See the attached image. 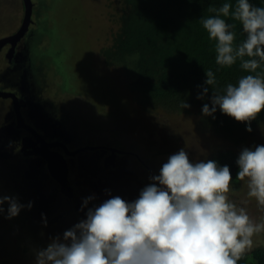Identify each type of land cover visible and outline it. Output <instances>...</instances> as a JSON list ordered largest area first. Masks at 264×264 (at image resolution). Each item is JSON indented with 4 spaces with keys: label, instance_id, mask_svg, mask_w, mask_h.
<instances>
[{
    "label": "clouds",
    "instance_id": "9594fccd",
    "mask_svg": "<svg viewBox=\"0 0 264 264\" xmlns=\"http://www.w3.org/2000/svg\"><path fill=\"white\" fill-rule=\"evenodd\" d=\"M209 10L216 15L202 18V25L210 39L217 42L216 63L231 67L239 59L243 70L256 73L264 62V7L255 6L250 0H237L234 10L230 3ZM221 15L242 25L246 37L238 46L232 30L235 24L227 23ZM17 42L15 45L8 42L13 47L11 55ZM18 56L21 54H16L15 58ZM23 56L27 55L24 53ZM206 77L205 84L211 86L213 95L211 107L204 104L203 114L214 116L219 108L223 114L248 124L247 131L251 132V122L264 112V75H245L235 85L229 83L222 93L216 89L214 72L206 70ZM208 90V87L203 88L205 95ZM11 97L17 101L14 94ZM198 98L203 99L204 96ZM180 106L183 109L191 107L185 101ZM9 126L11 136L15 127L8 125L4 128ZM36 137L39 147L53 145L50 149L56 151L53 149L55 144L43 138L42 134H35ZM105 146L100 145L99 149L108 151V155L102 162L94 163L95 178L91 177L84 200L86 206L93 197L92 202L100 205L88 209L87 218L65 231L62 239L57 237L47 248L40 250L36 264H238L253 250L254 237L264 232V221L256 222L245 207L229 199L233 181L229 166L220 167L212 160L191 162L187 153L193 154L196 147L186 153L183 149L179 151L176 145H168L169 151L177 153L171 155L166 163L153 166L134 150L121 152L119 147L112 145L107 149ZM111 153L123 155L125 159L134 155L141 161V168L151 173L152 184L141 191L139 198L134 189L144 183V179L138 181V177L135 178L133 185L127 179H120L115 185L104 184L114 179V176L109 178L115 166V157ZM33 155L32 161L37 160L40 154ZM97 159L93 158L94 161ZM124 164L119 162L117 167ZM237 164L236 179L246 181L248 197L264 207V145L244 148ZM48 174L54 181L49 171ZM69 177L68 169L66 181L55 179L59 184L50 180L45 182L52 192H49L51 200L47 201L52 204L47 206L50 214L56 210V202L66 198L65 190H73V180ZM62 186L64 192L54 193ZM109 194L115 197L106 200ZM96 195H99L97 200ZM6 201L10 205L9 218L17 216L23 206L8 196L0 197V212H3L2 205ZM40 210L41 213L45 211V205L41 204Z\"/></svg>",
    "mask_w": 264,
    "mask_h": 264
},
{
    "label": "rangeland",
    "instance_id": "374dc122",
    "mask_svg": "<svg viewBox=\"0 0 264 264\" xmlns=\"http://www.w3.org/2000/svg\"><path fill=\"white\" fill-rule=\"evenodd\" d=\"M122 6L121 0H62L60 7L52 13L56 21L60 22L58 29L54 28L57 34L54 39L47 35L52 34L51 19L40 20V26L43 28L41 31L44 35L32 44L33 54L30 52L29 54L40 57L37 63L43 61L42 56L50 55L47 57L50 62L47 71L40 73L41 76L44 75L40 82L47 91H39L35 87L34 92L31 93L33 99H30L27 116L33 115V118L39 119L36 121H41L44 125L43 119L38 117V107L41 109L40 99L50 101L53 112L56 111L64 122L67 120L66 123L72 124L74 126L72 129L76 131L75 134L78 133L77 136L71 137L73 146L84 148H81L82 151H76L81 157L77 158L71 176L73 190L71 192L65 190L64 195L67 201L64 200V204L60 207L56 206L52 214L47 208L52 204L47 202L46 210L42 213L39 206L41 202L51 200L49 192H52L49 184L45 183L46 180H41L39 184L30 181L32 187L29 182L27 185L21 182L15 185L11 181L12 176L19 175L26 184L27 180L22 174H24V169H28L32 159L28 165L18 164L16 157H11L6 151L0 152V156L4 155L0 157L4 158L0 160V197H12L23 206L17 216L9 218V203L6 201L2 205L4 210L0 212V264L3 262L36 264L37 253L40 250L47 248L57 237L62 239L65 231L85 220L84 216L87 214L84 209L82 210V204L86 199L91 177H94V163L102 162L108 155V151L96 146L106 144L105 148L109 149L112 145L118 144L121 152L124 149L137 152L139 149L144 161H149L153 166H158L162 162L166 163L171 155L177 153L169 151L168 145L178 147L183 144L191 145L196 147L193 154L197 156L207 155L214 147L230 146L222 136L216 134L215 130L200 126L191 127L189 118L192 116L190 114H177L163 104L136 103L129 98L128 92L125 91L131 87L130 73L127 72V68L117 64L116 66L112 64L111 68V64L101 52L103 47L111 45L113 33L120 28L119 19ZM22 9L21 0H0V40L9 37L8 34L18 26L21 28L24 22ZM46 11V7L41 8L39 18L44 16ZM21 19H23L22 24ZM8 44L5 42L0 50L9 49L11 51L13 47ZM63 48L65 51L61 56L60 53L55 54ZM58 69L59 72H65L69 78L66 86L69 92H57L60 83V78H56ZM5 73L6 65H0V76L3 80L6 76H10L9 73ZM100 80H102L101 83ZM20 88L22 92L28 91V85L22 84ZM14 94L17 96L16 93ZM112 94L115 97H111ZM8 97L10 96L0 92V129L8 125L21 126L23 124L20 118L23 121L26 120L25 115L18 110V98L14 102L12 97L7 99ZM167 126L180 130L181 135L175 139V142L168 140L165 129ZM258 145H264V128L262 127L256 128L255 134L250 136L246 142L237 144L236 147L241 153L244 148L254 149ZM25 148L32 147L24 144L23 150ZM187 154L188 157L194 158L189 157L191 162H197L193 154ZM111 156L115 157V166L109 178L114 176V179L107 180L104 184L115 185L118 180L127 179L133 185L135 178L138 177V181L143 178L145 184L141 183L136 187L137 189L132 187L139 198L141 191L152 184L151 173L141 168V161L134 155L129 156V159L112 153ZM96 157L98 159L94 161L93 158ZM119 162L125 163V166L118 168ZM39 171L40 173L45 171V167L40 168ZM129 176L130 179H128ZM69 185L72 184L69 183ZM157 186L160 187L158 183ZM231 189L229 193L231 201L238 206L245 207L256 222L264 221V207L259 206L254 198L248 197L246 181L238 180L231 185ZM62 192H64L63 186L61 190L57 189L54 193L61 194ZM30 204L31 207H29ZM62 209L67 212L64 217L56 220V215ZM29 216L31 220L28 219ZM254 240L253 250L257 247L264 248V232L254 237Z\"/></svg>",
    "mask_w": 264,
    "mask_h": 264
},
{
    "label": "trees",
    "instance_id": "16d2710c",
    "mask_svg": "<svg viewBox=\"0 0 264 264\" xmlns=\"http://www.w3.org/2000/svg\"><path fill=\"white\" fill-rule=\"evenodd\" d=\"M61 1L48 0L47 4L50 7H47L44 16L39 18V20L51 19L53 30L55 27L58 29L60 22L56 21L52 13L60 7ZM121 1L123 6L119 19L120 28L113 33L111 45L103 47L101 52L111 64V68L112 64L127 68L131 87L125 91L128 92L129 98L136 103L163 104L177 114H190L191 127L200 126L215 130L216 134L222 136L230 146L214 147L207 155H195L196 160L197 162L212 160L220 167L229 166L233 177L232 184H235L238 181L237 160L240 155L236 145L246 142L255 134L256 128H264V112L251 122V132L247 131L248 124L223 114L219 108L214 116H205L202 108L206 103L211 107L213 95L211 86L205 84L206 70L214 72L217 79L216 89L222 93L229 83L235 85L245 75H264V62L256 73L243 70L239 59L231 67L218 65L217 42L210 39L203 28L202 18L216 15L209 9H219L224 3L232 4L234 10L237 0ZM250 3L264 7V0H250ZM221 18L229 24H235V28L232 29L236 34L235 45L241 44L246 34L240 22L222 15ZM63 52H60V56ZM67 80L69 81V78ZM204 87L209 89L207 95L203 92ZM199 96L204 98L199 99ZM111 97L115 95L112 94ZM182 101L187 102L191 107L183 109L180 106ZM173 126H167L165 129L168 140L175 142L181 132ZM113 146L119 147L118 144ZM189 147L192 146L183 144L179 147V151L183 149L190 152ZM137 153L142 154L139 150ZM3 264L7 263L3 262ZM238 264H264V248L257 247L247 253Z\"/></svg>",
    "mask_w": 264,
    "mask_h": 264
},
{
    "label": "flooded vegetation",
    "instance_id": "af4514ba",
    "mask_svg": "<svg viewBox=\"0 0 264 264\" xmlns=\"http://www.w3.org/2000/svg\"><path fill=\"white\" fill-rule=\"evenodd\" d=\"M34 1V6H33V13H32V22L30 24V29L29 32L21 39L19 40L17 43L18 45L16 46V48L14 50H12V55L10 50L6 49V50H0V65H6V73H9L10 76H6L5 80H3V78L0 76V90H2L3 92H7L9 93L8 96L11 97L12 94L16 93L17 94V98H18V110L19 112L23 113L25 115L26 120L23 121L22 118H20L21 120V126H13L15 127V131L12 134L13 137L10 140V151L7 152L8 155H10L11 157H16L18 160V164H25L28 165L29 161L33 158H35V156L33 155V153H37V149L39 148V144L37 141V137L35 138V134H42L43 138L47 139L48 141H51L55 144V148H53L54 150H56L57 152L61 153L64 157V159L67 162L68 165V169H69V178H71L72 176V172L76 166V160L77 158L79 159L81 156L76 152L78 150L82 151L83 147H78L75 148L73 146V141L71 139V137L73 135L77 136L78 133L75 134V130L72 129L74 126L72 124H70L69 122L66 123V121L64 122L63 119L58 116L56 114V111L53 112V108L50 101H43V99H40L41 102V109L40 107H38L39 109V115L38 117H41L43 119V123H40L39 119H35L33 118V115H29L27 116L28 113V109H29V102L30 99L32 98V91L34 92L35 87L37 89H39V91L41 90H45V86L41 84L40 80L42 81L44 75L41 76V72H45L47 71V67L49 66L50 62H48L47 57L50 56L48 55L47 57L43 58L42 62H38L37 63V59H39V56H32L29 54V52L31 54H33L31 52V46L35 41L40 40V36L44 35L43 31H41L43 28L40 26V20H39V11L41 10V8L43 7H50V5L47 4V0H39L38 2ZM55 1V0H53ZM22 4H23V9H22V13L23 16H25V12H26V3L25 0H21ZM23 22V19H21V24ZM20 24V25H21ZM20 27L18 26L13 32L9 33L12 34L14 32H16ZM52 34H47L49 35L51 38H56L57 34L54 32L53 29H50ZM8 34V35H9ZM10 46V44H8ZM65 51V48L61 49L60 51H57L55 54H59L60 52ZM21 54V56L16 57V54ZM27 54V56H23V54ZM54 54V53H53ZM52 54V55H53ZM51 57H55L52 56ZM52 63H51V67H52ZM22 67V68H21ZM25 69V71H24ZM8 70V71H7ZM24 72H26L24 74ZM5 73V74H6ZM58 77L56 78H60V83L58 84L59 88H58V93L61 92H69L66 90V86L68 84V78L66 76V74L64 72H59V69L57 71ZM61 74V75H60ZM41 76V78H40ZM23 79L26 80V84L28 85V91L26 92H22L23 90L19 87L20 85H22V81ZM28 80V82H27ZM63 82H65V84H63ZM5 97V96H3ZM10 97H8L7 99H10ZM14 100V99H13ZM46 100V99H45ZM54 103V102H53ZM1 126V124H0ZM3 128V127H2ZM45 128V130H44ZM44 130V131H43ZM6 144L7 142L3 141L0 142L1 144ZM24 144L27 146H31L32 148H24ZM97 148H100V146H96ZM139 150V149H137ZM141 151V150H139ZM3 157V156H0ZM196 158V157H195ZM4 158H0V160H3ZM38 160H45L44 156L39 155L38 159L36 161H34L32 163V165L37 164ZM163 163V162H162ZM30 165H28L29 167ZM18 168H21L20 166H17ZM27 169H24L22 175L26 176V171ZM96 173V172H94ZM23 176V177H24ZM25 178V177H24ZM42 180H46V181H51V182H56L57 184H59L55 179L54 181L49 177V175L46 178L41 177ZM143 180V178H141ZM139 179V181H142ZM11 181L12 183H14L15 185H18L20 182L23 185H27L28 180L26 181V184L23 183V180L19 177V175H15L11 177ZM58 188L55 189V191ZM54 191V192H55ZM113 193H115V191H113ZM115 197V195H111L109 194L106 197V200ZM92 199L90 200V204L85 206V201L83 202L82 206L83 209L85 211V213L87 214L88 209L90 208H94L96 206L99 205H94L93 204V197H91ZM97 198H99V195L95 196V199L97 200ZM136 198V197H135ZM64 200L67 201V199H63L60 198L57 202H56V206L60 207L62 204H64ZM67 211H62L59 212L56 220H59L60 217H64L65 213ZM84 218L86 219L87 216H84ZM29 220H31V217H28ZM33 220V219H32Z\"/></svg>",
    "mask_w": 264,
    "mask_h": 264
},
{
    "label": "water",
    "instance_id": "95a60500",
    "mask_svg": "<svg viewBox=\"0 0 264 264\" xmlns=\"http://www.w3.org/2000/svg\"><path fill=\"white\" fill-rule=\"evenodd\" d=\"M26 3V12H25V16H24V22L23 25L21 26V28L18 30L17 33H15L14 35H11L5 39H1L0 40V49L2 48V46H4L5 42H11L13 45H15V43L17 41L20 40V38L22 36H24L26 34V32L29 29V24L31 23V16L33 13V2L32 0H25ZM22 84H26V80L23 79ZM5 95H8V93H4ZM11 127H3L0 129V142L6 141V144H1V151H10V140L13 137V135L10 136V129ZM53 145H45L42 147H39L37 149V153H39L41 156L45 157L46 161L43 160H38L37 164L32 165V163L36 160L31 161L30 166L28 167V169L25 171L26 176H24L26 180H28V182L30 183L31 186V182H34L35 184H39L41 183V177L46 178L49 174H51L52 177H54L55 179H57L59 182H64L67 180V172H68V168H67V163L64 160L63 156L56 151H51V147ZM4 156V155H3ZM46 165H47V169H46ZM45 167V171H39L40 168ZM31 181V182H30ZM32 187V186H31ZM36 188H39V186H36ZM39 204V203H37ZM41 204L47 205V201L41 202ZM40 206V205H39Z\"/></svg>",
    "mask_w": 264,
    "mask_h": 264
}]
</instances>
